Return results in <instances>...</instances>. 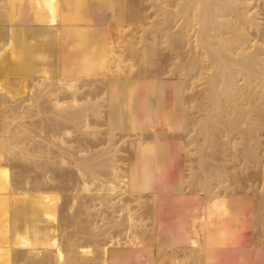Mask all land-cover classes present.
<instances>
[{"label": "bare ground", "instance_id": "1", "mask_svg": "<svg viewBox=\"0 0 264 264\" xmlns=\"http://www.w3.org/2000/svg\"><path fill=\"white\" fill-rule=\"evenodd\" d=\"M11 22L17 27L13 50L2 45L10 37ZM167 72L182 86L184 81L179 89L186 94L176 93L182 96L176 103L172 96L175 104L169 108L156 103L163 102L160 95L167 93L168 82L161 88L155 84L163 83ZM177 142L193 145L190 150L184 145L191 161L186 166L193 162V167L182 173L190 176L196 194L203 192L199 200L186 196L183 203L196 220L187 221L186 211L187 217L174 213L177 221L186 218L184 232L177 226L181 220L169 215V197L164 195L172 189L166 190L174 169L179 170L176 158L170 162L172 156L164 151L177 148ZM239 149L246 171L255 160L262 173L257 178L260 192H255L259 197L255 203L252 199L256 204L262 198L256 206L261 219L264 0H0V201L8 207L19 204L14 207L16 220H11L16 223H11L20 225L9 226L21 231L12 232L11 238L0 233V264H222L217 261L232 249L231 242L237 243L238 222L248 212L255 221V209H247L252 204L241 201L247 215L238 211L241 216L228 221L229 226L228 216L221 214L227 224L217 227L223 210L215 205L216 197L223 190L226 197L235 187L229 183L241 167L232 160ZM11 160L21 166L16 201L10 190L14 187L8 186L13 181L8 178ZM248 178V183L255 179ZM183 179L177 184L188 182ZM165 182L164 191L158 186L161 192L157 185ZM209 208L211 217L222 212L212 220L215 227L203 230L199 234H207L199 238L195 228L198 232L207 226L201 216ZM26 211L23 220L20 213ZM168 216L173 223H166ZM174 221L177 225L167 226ZM225 226L227 235L216 229ZM170 231L178 233L173 236L180 245H169ZM160 233L169 249L181 248L187 237L189 246L160 255L157 246L166 243ZM163 254L172 261L162 262ZM244 254L241 261H254Z\"/></svg>", "mask_w": 264, "mask_h": 264}, {"label": "rangeland", "instance_id": "2", "mask_svg": "<svg viewBox=\"0 0 264 264\" xmlns=\"http://www.w3.org/2000/svg\"><path fill=\"white\" fill-rule=\"evenodd\" d=\"M12 13H13V12H12ZM4 23H5V22H4ZM10 25H11V30L9 31V35H10V37L8 38V40H6V39L3 40V41H2V45H4V46H8V45L10 44V45L8 46V48H9V47H10V48L12 47V50H13V49L16 48V46H15V42H16V39H17V38L14 39L13 36L15 35V32H17V31H16L17 27H16V25L14 24V22H11ZM139 35H140V33L137 34L136 36L139 37ZM18 36H19V35H18ZM18 36H17V37H18ZM139 46H140V45H138V47H139ZM166 51H167V50H165V51H163V52L167 53ZM166 74H168V77H167V75L162 74L163 79H165V78L167 77V78L163 81V83H162V82H161V83H157V82H156L155 85L159 86L158 88H161V87H162L161 84H164L163 86L165 87L166 84H165L164 82L167 81L168 83H167V86H166V87H167L168 89L165 87L166 90H165V89H164V90H165V92H167L168 94L165 93V92H163V93H165L168 97L165 96V94H161L160 96L163 95L164 97H163V96H162V97H163L164 99L167 97V99L164 100V99L162 98L163 102H162L161 100H159V102L157 101L156 103H157V104H158V103H159V104H162V103H163V106H167V105H168L167 107L169 108V107L172 106V103H173V105H174V104L176 103V101H178V99L180 98L181 95H178L179 98H178L177 96L175 97V95H176V93L178 94L179 91H180V93H181L182 90H180L179 88H181V87L183 88L184 85H185V83H184V81H181V82L183 83V86H182V84L179 82L180 80H178V77L175 76L174 73H173V75L175 76V78H172V77H174V76H172L171 78L169 77V76L172 75V73H170L171 75L169 74V72H167ZM164 76H166V77H164ZM158 77H159V76H158ZM168 78H169V79H168ZM154 79L157 80V77H155ZM174 80H175V82H174ZM170 81H171V82L173 81V85L171 84ZM159 82H160V81H159ZM169 82H170V83H169ZM178 83H179V85L181 84L180 87H179ZM158 84H160V85H158ZM174 84H175L176 87H174ZM171 85H172L173 87H172ZM170 87H171L172 89H170ZM177 87H178V89H177ZM182 88H181V89H182ZM173 89H174V90H177V92H175L174 94L172 93V92H174ZM171 90H172V91H171ZM181 94H183V93H181ZM172 96L175 97L176 99L173 98ZM182 96H186V94H185V95L183 94ZM182 96H181V100H182ZM159 98L161 99V97H159ZM171 98H172V99H171ZM185 98H187V97H185ZM173 99H175V100H173ZM183 99H184V98H183ZM171 100H173L175 103H174L173 101H171ZM166 101H167V102H166ZM171 102H172V103H171ZM166 103H168V104L165 105ZM10 104H12V103H10ZM185 107H186V106H185ZM166 109H167V108H166ZM165 112H166V111H165ZM165 112H164V114H166ZM151 122H153V121L151 120ZM173 122L176 123V121H173ZM178 123H179V121H178ZM151 124L153 125L154 123H151ZM183 133H185V135H186V134L188 135V129H185V130L183 131ZM192 134H193V132H191V134H189V137H187V138H186V137H183L184 139L186 138V139H185L186 142H189V139H188V138L192 137ZM187 135H186V136H187ZM183 138L181 137V139H183ZM184 139H183V140H184ZM187 139H188V140H187ZM186 142H185V143H186ZM177 143H178V142H177ZM180 143H181V142H180ZM180 143L175 144V145L177 146V148L175 147V145H172L171 147H175L174 149H172V148H170V149H169V148H165L166 151H164L165 154L168 152V153H170V155L172 156V157L170 156V157H171V158H170L171 160L169 159L170 162H171L172 160L175 161V158H176V161H175V162H176V165L179 166V167H178L179 170H178L177 168L174 169V172H175L176 170H177V171L175 172V177H173V179L171 180L172 183H173V181H174V185H173V187H172V183H171V182H170V186H171L170 188L167 186V185L169 184L168 182H165L163 185H160V184L157 185V187H158V186H162V187H161L162 190H163V188L165 189L166 186H167V188H166L167 191H168V189H171V188H172L171 191L169 190L168 194H166L165 192H163V193H165L164 195H166V197H169V199L167 198L168 200H170L169 203H171V202L173 201L172 204H169L168 201H167V199L165 198V199H166V202H167V205L169 206V207H168V208H169V209H168V210H169V211H168V212H169V215L172 216L173 219H175V218L177 219L176 216L178 215V214H177L178 212H179V215L182 213V215H180V216L178 215V218H179V217L181 218L182 216H183V217H184V216L187 217L186 215H189V214H187V213H190L189 217L191 216V212H192V211H191V212H187V211L185 210L184 206H183V203L185 202V197H186V196H189V197L193 198L194 201H197V200H199V199L201 198V195H203V192H199L198 194H196V191H193L194 188L196 187V185H195V186H192V185H191V184H192V183H191L192 179H190V176H189L188 178L184 177L185 175H187V172H186L185 174L182 173L183 171H184V172H185V171H188V168H187V167H190V166H192L191 164H193V162H192V163H189L188 166H186V164L190 161V158H189V155H188V154L186 155V153H185L187 150H190V148L192 149L193 145L189 148L190 145H188V143H186L187 145L184 144L186 147L188 146V147L186 148V149H187V150H186V149H185V146H184V145L182 146V143H181V145H179ZM183 143H184V142H183ZM179 146H182V147H183L182 150H180L181 147H179ZM169 151H170V152H169ZM177 151H178L180 154H179V153H176ZM180 151H182L183 153L181 154ZM184 151H185V152H184ZM240 151H241V150L239 149V152H238L239 155H238V156H237V152H236V151L233 152V154L235 155L236 159H235V157H233L232 160H233V163H236V162H237L236 164L240 163V164H241V167H243V168L245 169V172H242V169H238V168H241L240 165H239V167L237 168V172H236V174H237V175H236V178L233 179V177H231V179H230V180H231L230 183H232V182H233V183L230 184V183L228 182L229 185H230V187L232 186L231 188H233V186H235V187L231 190V191H233V192H235V193L230 194L231 191H229L230 196H228L229 194H227V196L225 197L226 193H228V192L224 193V190H223L224 187H223V188L221 189V190H223V191H222V194H219L220 196H218V198L216 197V199H217V200L219 199V200H218V202H217V200H215L214 203L217 202L215 205H216L217 207L220 206V208H222L223 212L221 211V209H220V211H218L219 213H220V212H222V213L218 214V212H215V215H216V216L213 214V215H212L213 217H211V214L213 213L212 210H211V208H209L210 210H208V209H207V210H204V212H205V211H206V212L203 213L201 217H202V218H203V217H204V218L206 217L205 220H206L207 217H209V216H210V218L207 219L206 221H205L204 219H202V218H201V219L204 221L203 224L206 222L205 225H203V226H206V225H207V226H209V228H207V226H206V227H202V226H201V228H203V229L201 230V229H200V225H202V224H199V223H202V221H201V219H200L199 221H201V222L198 223V224H199V227L197 228V230L200 229L201 231L199 230L200 232H199V231L197 232V231H196V228H195V232L197 233L196 236L199 235V238H200L203 234H205V235L207 234V233H202V235H200L201 232H202L203 230H205V232H206V230H207V231H208V230L210 231L211 229H213L212 227H215V226H213V224H212V220H217V219H214V218H215V217L217 218L218 215L220 216V215L222 214V215L224 216V215L226 214V215L228 216V218H226L227 216H226V217L224 216V218L227 219V221H226V219H225V221H226V222L229 221V222L232 224V223H233L232 220H233V218H234L235 216H241V215H242L241 217H244L243 215H247V213H245V214L243 213V211H244V209H245V204H246V202H249V203L252 204L251 207H250V205L247 203V204L249 205L248 208L246 207V208L248 209V211H251L253 208L255 209V211H256V208H257V210H258V208L260 209V207H256V206H257V202H258V203L262 202V198H261V196H260L261 199L259 198V199L261 200V201L259 200L260 202L257 200L256 204H253V203H255V201H256V198H255V197L257 196V193L260 192L258 188H259V186L261 185V184H260V182H261V181H260V179H261L260 177H262V173L258 170V171L260 172V175H261V176H259V174H258V172H257V167H258V166H257V164H256V162H255V160H254V161H252V162H254L253 164L256 165V167H255L253 164H251L252 162L249 163V164H251V167H252V168L250 167L252 170L249 168V171H250V173H251V174H249V171H246V168L244 167V160H241V157L239 158V156H240ZM172 153H173V155H172ZM235 153H236V154H235ZM167 155H168V154H167ZM174 155H176V156H174ZM183 155H184V156H183ZM168 156H169V155H168ZM173 156H174V158H173ZM178 156H179V157H178ZM187 156H188V157H187ZM168 158H169V157H167V159H168ZM181 158H182V159H181ZM187 158H189V159H187ZM178 159H179V160H178ZM183 159H184V160H183ZM234 159H235V160H234ZM187 160H188V161H187ZM240 160H241V162H243V163L239 162ZM183 161H184V162H183ZM4 162H5V161H4ZM18 162H19V161H18ZM18 162H17V163H18ZM175 162H173V163H175ZM190 162H191V161H190ZM8 163H9V173L11 174L10 176H8V178H9L10 180H13V181L11 182V181L8 179L10 182H9V183H8V182H5V184H4L5 186H4V187L6 188L7 183H8V186L10 185V188H12V186L14 187V188L10 189V188L7 186L8 189H10V190L12 191L13 195H14L13 200L16 201V200H18V199H17V197L15 198V194H17V195L19 196V194H18V193H19V190H18V183H17V182H19L18 180H21V177L19 176V175H20L19 169H20L21 166H19L20 162H19V164L16 163V160H11V161L7 162V164H8ZM15 163H16V164H15ZM184 163H185V165H183ZM4 164H6V162H5ZM7 164H6V165H7ZM15 165H16V166H15ZM17 165H18L19 167H18ZM182 166H186L187 169L185 170V167H183V169H181ZM253 166L255 167L254 169H253ZM16 167H17V168H16ZM22 167H23V166H22ZM192 167H193V166H192ZM192 167H191V168H192ZM244 169H243V171H244ZM247 169H248V168H247ZM258 169H260V167H259ZM20 170H21V169H20ZM189 170H191V169H189ZM17 172H18V173H17ZM174 172H173V173H174ZM180 172H181V174H179ZM246 172H247V174H246ZM16 173H17L18 175H16ZM22 173H23V172H22ZM189 173H190V171H188V174H189ZM176 174H177L178 176H176ZM183 174H184V175H183ZM253 174L255 175V177H256V175H257V177L255 178V177L253 176ZM181 175H183V176L181 177ZM251 175H252V176H251ZM15 176H17L16 178H18V177H20V178H18L17 181H16V184L13 185V183H15ZM248 176H250V178H251V177H252V178H255L254 180H255L256 182H255L253 179H250V183H251V184L248 183V181H249ZM258 176H259V177H258ZM180 177H181L182 179H183V178H186V179L188 180V182L186 181V179H183L184 181H186V182H184L185 184H183L182 186L178 185V184H180V183H178V182H180V181L182 180ZM234 177H235V176H234ZM246 177H247V179H246ZM177 178H180V179H181L180 181H177L178 184L176 183V180H179V179H177ZM191 178H192V177H191ZM243 178H244V179H243ZM257 178H260V179H257ZM175 179H176V180H175ZM189 179H190L191 181H190ZM240 179H241V180H240ZM256 179H257V180H256ZM194 180H195V179H194ZM245 180H246V181L248 180V181L246 182ZM251 180L254 181L255 183H254V182H251ZM258 180H259V183H258ZM238 181H239V182H238ZM242 181H243V182H242ZM192 182H193V181H192ZM166 183H167V185H166ZM228 183H227V184H228ZM234 183H235V185H233ZM252 183H253L254 185H253ZM256 183H257V186H258V184H259L258 187H255V186H256ZM176 184H177V186L175 187ZM247 184H248V185H247ZM239 185H240V186H239ZM163 186H165V187H163ZM241 186H243V187H242V190H243V191H242V190H241V191L236 190V189H238V188L240 189ZM252 186H253L254 188H257V189H256V190H255V189L253 190ZM157 187H156V188H157ZM236 187H237V188H236ZM15 188H17V189H15ZM158 188H159V187H158ZM158 188H157V189H158ZM161 188H159V190H160ZM231 188H230V189H231ZM224 189H225V188H224ZM17 190H18V191H17ZM166 190H165V191H166ZM219 190H220V189H219ZM221 190H220V191H221ZM13 191H14V192H13ZM160 191H161V190H160ZM163 191H164V190H163ZM225 191H226V190H225ZM237 191H239L241 194H240L239 192H238V194H236ZM256 191H257V193H255ZM15 192H17V193H15ZM161 192H162V191H161ZM244 192H245V193H244ZM252 192H253L254 195H255V194H256V195H255V196L252 195ZM14 193H15V194H14ZM220 193H221V192H220ZM242 193H243V195H242ZM233 194H235L236 196L233 195ZM168 195H169V196H168ZM231 195H233V198H231V197H232ZM238 195H239V197H240V196H241V197L239 198ZM247 195H248L249 197H248ZM258 195H260V194H258ZM242 196H243V197L245 196V197L243 198ZM221 197H222V198L225 197L224 199L227 201V203H233V204H234V207H233L232 204H231V205H230V204L228 205V206H231V208H228L227 205H224V204H225V203H224L225 200H223ZM258 197H259V196H257V199H258ZM228 198H231L232 200H230V199H228ZM254 198H255V200H254ZM252 199H253V203H252ZM222 200H223V201H222ZM228 200H230V202H229ZM226 201H225V202H226ZM239 201H240V202H239ZM241 201H243L242 203H245V204L242 205V204H241ZM2 202H3V203H2ZM19 202H20V201H19ZM19 202H18V203H19ZM200 203H202V202L200 201ZM227 203H226V204H227ZM0 204H1V205H0V208L3 209V210L1 209L2 211H4V209H7V208H8V209L6 210V213L4 212L5 215H4V214L2 215V213L0 212V214H1V217H0V218H1V220H0V233H3V232H4V234L6 235V237L8 236V238H9V237L11 238V234H12V232H15V228H16L17 226L20 225V224L15 225L14 223H13V225H12V223H11V222H15V221H11V220H14L15 217H16V215L18 214V211L15 210L14 207H16L17 205L19 206V204H17V202H14L15 206H14L13 204H12L13 206L11 205L12 208L9 206L11 209L8 207V203H7V202L4 203V201H0ZM4 204H5V205H4ZM6 204H7V206H6ZM3 205H4V206H3ZM213 205H214V204H213ZM213 205H212V208H213ZM5 206H6V207H5ZM253 206H255V207H253ZM259 206H260V204H259ZM263 206H264V205H263ZM63 207H64V206H63ZM63 207L61 206V209H62ZM232 207H233V208H232ZM242 207H244V209H243ZM16 208H17V207H16ZM170 208L173 210V215L170 214V213H171V212H170ZM234 208H235V209H234ZM240 208H242V209L240 210ZM251 208H252V209H251ZM261 208H262V206H261ZM12 209H13V210H12ZM17 209H18V208H17ZM175 209H176V210H175ZM186 209H187V208H186ZM205 209H206V208H205ZM247 209H245V212H248ZM1 210H0V211H1ZM8 210H9V211H8ZM10 210H11V213H10ZM177 210H179V211H177ZM180 210H182L181 213H180ZM187 210H188V209H187ZM12 211H14V212H12ZM185 211H186L187 213H186ZM213 211H214V210H213ZM238 211H240V213L242 212V214L239 215L240 213H239ZM253 211H254V210H253ZM255 211H254V213H253V216H255V217H254V220H255L256 222H255V221H254V222L251 221V220H253V217H252L251 220H249V219L251 218V217H250V212H248L249 215H247V217L245 216L246 218H243V219L241 218L242 220H240V221L238 222V224H240V227L238 226V227L235 229V232L238 231V235H239V236L237 235V233H234V235H235V240H234V241H236L237 243L234 244V243L231 242L232 244L230 243L229 246L232 247V249L229 248L230 251L227 252L226 254H224L223 257H222V259H221V260L219 259L220 261L218 260L219 262L217 261V263H222V264H232V263H234V264H235V263H236L235 261H237V257H238V256H241L242 253H243V254L245 253L246 255H245V254L243 255L244 258H249L250 256H247L248 254L251 255V257H250V258H251V261H252L253 258H255V259H253V260H254V261H253L254 263H253V262H251V263L248 262V263H247V259H243L244 262H243V260L241 261V258H242V256H241L240 259H239V257H238V260L241 261V263H239V264H242V263H243V264H264V231H263L264 228L260 225V224H261V221H260V220H261L262 218H264V216H262V218L259 216L261 219H258V216H256V215H257L256 213H258L259 210H258V212H257V211L255 212ZM262 211H264V210L262 209ZM7 212H8L9 214H8ZM16 212H17V213H16ZM175 212H177V213H175ZM235 212H237V213H235ZM251 212H252V211H251ZM12 213H13V214H12ZM14 213H16V215H15ZM174 213L177 214L175 217H174ZM183 213H184V215H183ZM185 213H186V214H185ZM209 213H210V214H209ZM224 213H225V214H224ZM20 214H21L20 216L23 218V220H26V219H27V218H26V216H28L27 211L24 212V213H20ZM208 214H209V215H208ZM217 214H218V215H217ZM228 214H229V215H228ZM235 214H236V215H235ZM251 214H252V213H251ZM254 214H255V215H254ZM259 214H260V212H259ZM261 214L264 215V212H262ZM9 215H10V216H9ZM193 215H194V214L192 213V216H193ZM207 215H208V216H207ZM11 216H12V217H11ZM170 216H168L169 219H168V217L166 218V223H167V221L169 222V220H172L171 223H173V219H172ZM214 216H215V217H214ZM223 216H222V217L220 216L222 222L219 223V225H217V227H219V226L222 227V225H223V227H224V225L227 224V223H223V222H225ZM251 216H252V215H251ZM2 217H3V218H2ZM8 217H9V218H8ZM13 217H14V218H13ZM189 217H188V218H189ZM256 217H257V220L255 219ZM12 218H13V219H12ZM191 218H195V216L190 217L187 221L191 220ZM196 218H197V217H196ZM196 218H195V220H196ZM235 218H236V217H235ZM176 219H175L176 222H179V221L181 220V219H180L179 221H177L178 219H177V220H176ZM184 219L186 220V218H184ZM210 219H211V221H210ZM15 220H16V219H15ZM182 220H183V219H182ZM182 220L180 221L181 224H182L183 222L186 223L185 220H183V221H182ZM218 220H219V217H218ZM8 221H10V222L8 223ZM43 221H44V220H43ZM46 221H47V220H45L44 222H46ZM175 221H174V224L171 225V223H170V225H167V226H171V227H172V226L177 225V223L175 224ZM208 221H209V222H208ZM219 221H220V220H219ZM241 221H242V222H241ZM258 221H259V222H258ZM263 221H264V219H263ZM6 222H7V223H6ZM36 222L39 223V224H42V223H43V222H40V221H36ZM180 222H179V225H177V226H178V227L181 226L182 228H181L180 231H183V232H184V231L187 229V228H186V227H187V223H186V225L183 227L182 225H180ZM207 222H208V223H207ZM229 222H228L227 225L230 226L231 224H230ZM236 222H237V221H236ZM240 222H241V223H240ZM15 223H16V222H15ZM18 223H20V222H18ZM185 223H183V224H185ZM196 223H197V221L195 222V224H196ZM254 223H255V224H254ZM257 223H258L259 225H258ZM5 224H7L8 227H7V225H5ZM9 224L12 225V226H14L15 228H11V226H9ZM45 224H46V223H45ZM167 224H169V223H167ZM198 224H197V226H198ZM220 224H221V225H220ZM211 225H212V226H211ZM254 225H256V226H254ZM3 226H4V227H3ZM5 226H6V228H5ZM34 226H36V223H34ZM197 226H195V227H197ZM257 226H260V227H261V230H260V227H259V229H258ZM226 227H227V226H225V229H221V228H216V229H220V230H218V231H221L222 234L224 233V235H227V234H225V232H227V230H226L227 228H226ZM7 228H10L11 230H12V229L14 230V231H13V230L11 231L10 229H8V231L10 230V232H8V234L10 233V234H9L10 236H9L8 234L5 233V232H7ZM150 228H151V227H150ZM150 228H149V230H151ZM184 228H186V229L184 230ZM204 228H205V229H204ZM206 228H207V229H206ZM238 228H239V229H238ZM237 229H238V230H237ZM222 230H223V231H222ZM258 230H259L260 232H259ZM240 231H242V233H241ZM262 231H263V232H262ZM20 232H21V231L17 230L15 233H20ZM170 232H171V231H170ZM170 232H169V233H170ZM183 232H182V233H183ZM169 233H168V234H169ZM173 233H175L176 236H178V235H177L178 233H176V231H172V232H171V235H172V236L174 235ZM199 233H200V234H199ZM230 233H231V232H230ZM232 233H233V232H232ZM232 233H231V234H232ZM240 233L242 234L241 236H240ZM4 234H2L3 236H1V237H3V239H4ZM161 235H163V234L160 233L158 236L161 237ZM171 235H170V236H171ZM205 235L202 236V237H205ZM224 235H223V236H224ZM232 235H233V234H232ZM176 236H175V237H176ZM237 236H238V237H237ZM160 237H159V239H160ZM173 237H174V236H173ZM173 237H170V238H172V239H170V242L168 241V242H169V245H171V244H172V245H175V244L180 245L181 242H179L180 244L177 243L176 240L178 241V239H177V238L175 239V237H174V238H173ZM162 238H163V239H162ZM6 239H7V238H6ZM161 239H162V241H161V243H162L163 240H164V237L162 236ZM174 239H175V240H174ZM186 239H187V242L185 241ZM186 239H185V240L183 239L184 241H183V240H181V241L183 242V244H184V242H185L186 244H184V245L187 246V243L190 242V241H188V240H189L188 237H187ZM236 239H238V240H236ZM0 240H2V238H0ZM171 240H174L176 243H175L174 241H171ZM164 242H166V243H164V245H166L165 247H168V246H169V245L167 246V243H168V242H167L166 240H164ZM172 242H174V244H173ZM16 243H17L16 240L13 241V244H16ZM161 243H159V244H161ZM159 244H158V245H159ZM233 244H234V245H233ZM161 245H162V244H161ZM161 245H160V246H157V247H158V251H159L158 253H161L162 251L165 250V252H166V253H165V256H166V254H167V256L170 255V254H168V253H170V251H171L170 249H171L172 247H173L172 249H174V246H171L170 249H169V247H168V249H165L164 245H162V248L164 247V249L161 250ZM184 245H182V247H185ZM231 245H233V246H231ZM188 246H189V245H188ZM188 246H187V247H188ZM247 246H248V247H247ZM159 247H160V248H159ZM175 247H177L178 249H182V247H181V248L178 247V246H175ZM249 247H250V248H249ZM177 248H176V249H177ZM159 249H160V250H159ZM176 249H174V250H176ZM249 249H250V250H249ZM169 250H170V251H169ZM255 250H256V252H255ZM160 251H161V252H160ZM241 251H244V252L240 253ZM249 251H250V252H249ZM247 252H248V253H247ZM252 252H253V253H252ZM254 252H255V253H254ZM260 252L262 253V255H260V254H261ZM162 253H164V252H162ZM162 253H161L160 255H162ZM239 253H240V254H239ZM258 253H259V255H260V258H259V256H258ZM238 254H239V255H238ZM160 255H159L158 257H157V256H155V257H157L158 259H161V258H160ZM167 256H166V257H167ZM257 256H258V257H257ZM261 256H262V257H261ZM145 257H149V254H145V255L143 256V261H145ZM161 257L163 258V257H164V254H163V256H161ZM164 258H165V257H164ZM250 258H249V259H250ZM158 259H157V260H158ZM167 259H168V260H167ZM167 259L165 258L164 261H163V259H162V262H165V260H166V262H167V261H170V262H171L172 259H173V257H172L171 260H170V257H168ZM155 260H156V259H155ZM245 260H246V262H245ZM151 261H154V260H151ZM239 261H237V263H238ZM145 262H146V261H145ZM223 262H225V263H223ZM146 263H147V262H146ZM20 264H22V263H20ZM150 264H152V263L150 262Z\"/></svg>", "mask_w": 264, "mask_h": 264}]
</instances>
